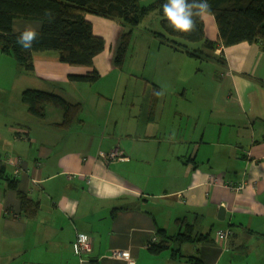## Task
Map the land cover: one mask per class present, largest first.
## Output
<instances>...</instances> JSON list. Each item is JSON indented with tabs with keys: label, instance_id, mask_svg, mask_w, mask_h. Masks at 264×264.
Here are the masks:
<instances>
[{
	"label": "crops",
	"instance_id": "crops-1",
	"mask_svg": "<svg viewBox=\"0 0 264 264\" xmlns=\"http://www.w3.org/2000/svg\"><path fill=\"white\" fill-rule=\"evenodd\" d=\"M86 17L105 40L93 66L62 62L58 51L48 49L33 53L32 72L56 81L109 71L121 23ZM203 18L206 35L217 41L214 16ZM26 26L37 31L41 22L17 19L14 30ZM203 55L221 77L220 86H211L215 108L204 124L198 121L193 133L175 142L167 129L140 135L138 120L121 130L112 120L113 101L106 114L74 119L84 135L76 141L67 130L73 123L62 127L63 113L55 106L38 117L22 101L24 86H0V264H128L112 255L116 249L128 251L136 264H257L264 251V46L217 43ZM40 88L50 87L35 89ZM116 147L124 157L108 159ZM18 158L22 172L10 163ZM7 176L40 202L34 216H25ZM231 183L247 186L236 191ZM221 229H230V236L220 238ZM183 232H191L192 240H170L159 254L150 251ZM77 233L92 242L84 258L75 253ZM172 248L179 249L176 255Z\"/></svg>",
	"mask_w": 264,
	"mask_h": 264
},
{
	"label": "rangeland",
	"instance_id": "rangeland-1",
	"mask_svg": "<svg viewBox=\"0 0 264 264\" xmlns=\"http://www.w3.org/2000/svg\"><path fill=\"white\" fill-rule=\"evenodd\" d=\"M162 19L157 11H152L134 27L124 25L118 20L123 32L132 29L121 61L118 64L115 62L118 39L113 46L116 51L113 66L91 82L73 80L70 77L56 81L48 80L20 67L15 57L3 53L0 49V86H10L12 89L16 86H24L25 89L50 87L43 89L61 93L67 100L80 104L76 113L80 120L106 114L109 103L113 101L115 110L112 120L118 121L117 127L121 130L128 129L132 120H138L140 135L167 129L172 133V141L175 142L185 132L193 133L198 121L204 124L208 116L213 114L216 97L211 86H220L221 77H216L215 74H220L219 70L212 61H208L209 57L203 55L207 47L202 41L189 42L175 36L172 38L177 40L182 48L171 46L165 36L167 33ZM187 49L197 50L203 57L195 56ZM200 49L203 51L199 52ZM11 92L13 98H20L18 94L16 96V90ZM96 106H100L101 111H97ZM53 108L63 113L64 117L62 108ZM78 122L73 123L71 129H67L76 141L84 136L76 125ZM115 137L120 138L121 135ZM10 172L8 169V173ZM252 254L256 255L254 249ZM260 255L256 259L257 264H264V251H261Z\"/></svg>",
	"mask_w": 264,
	"mask_h": 264
},
{
	"label": "trees",
	"instance_id": "trees-1",
	"mask_svg": "<svg viewBox=\"0 0 264 264\" xmlns=\"http://www.w3.org/2000/svg\"><path fill=\"white\" fill-rule=\"evenodd\" d=\"M188 2L192 3V0ZM164 3L166 0L150 2L144 0H0V49L3 53L15 57L18 65L30 72L34 70L33 53L48 49L58 51L62 62L92 67L94 58L104 50L105 40L94 33L92 22L86 19L87 12L119 20L124 25L134 27L152 11H157L163 16L162 24L167 33L165 36L171 46L177 49L182 48L179 46L181 44L172 38L178 36L189 42L202 41L208 49H216L217 43L206 35L203 17H193L196 24L193 31L174 30L163 14ZM208 3L210 5L208 13L214 16L219 37L225 46L243 41L260 42L264 46V0H208ZM17 19L41 22V29L34 30L38 35L30 50H24L17 43V37L23 31L14 30ZM131 31L132 29L122 31L120 35L116 50V64L121 61ZM186 46L185 44L184 47ZM196 51L189 52L200 57L202 54ZM202 51L199 50V52ZM69 77L73 80L91 82L99 75L96 69H93L85 75L70 74ZM22 101L29 113L41 118L45 117L48 105L62 108L64 117L60 125L65 128L71 126L80 109L79 103H72L60 94L35 88L25 89L22 93ZM5 179L9 186L17 191L25 216H34L40 207V202L18 189L15 178L7 176ZM187 225L189 228L190 225ZM170 240H179L180 243L190 241L192 233L183 232L174 237L169 236L168 239L151 245L150 251L159 254L170 247ZM177 251L179 249L172 248L174 255Z\"/></svg>",
	"mask_w": 264,
	"mask_h": 264
},
{
	"label": "clouds",
	"instance_id": "clouds-1",
	"mask_svg": "<svg viewBox=\"0 0 264 264\" xmlns=\"http://www.w3.org/2000/svg\"><path fill=\"white\" fill-rule=\"evenodd\" d=\"M163 14L174 30L190 32L196 27L193 17H203L210 11L208 0H166L162 5ZM37 32L30 26L25 29L17 37V43L24 50H30L33 42L37 38Z\"/></svg>",
	"mask_w": 264,
	"mask_h": 264
},
{
	"label": "built area",
	"instance_id": "built-area-1",
	"mask_svg": "<svg viewBox=\"0 0 264 264\" xmlns=\"http://www.w3.org/2000/svg\"><path fill=\"white\" fill-rule=\"evenodd\" d=\"M106 157L108 159H115V158H122L124 157L123 153L120 151L118 147L111 150ZM10 163L12 165H15V168L18 171L23 170V161L18 158L16 160H10ZM247 185L245 183L241 184H233L231 183L230 187L236 191L243 190ZM218 236L222 239L228 238L231 234L230 229H221L217 232ZM75 244V253L78 254V256H81V258H84L83 255H88L92 251V242L90 237L85 233H77L76 240L74 242ZM112 255L115 257H120L123 259H126L128 264H136V261L131 257L130 253L126 250L122 249H116L113 250Z\"/></svg>",
	"mask_w": 264,
	"mask_h": 264
},
{
	"label": "bare ground",
	"instance_id": "bare-ground-1",
	"mask_svg": "<svg viewBox=\"0 0 264 264\" xmlns=\"http://www.w3.org/2000/svg\"><path fill=\"white\" fill-rule=\"evenodd\" d=\"M87 14H94V13H91V12H87L86 14H85V16L87 15ZM162 18H163V16H162ZM86 19L87 20H89L87 17H86ZM108 19H111V18H108ZM111 20H115V19H111ZM90 21V20H89ZM115 21H118V20H115ZM120 23V22H119ZM93 25V24H92ZM93 31H94V29H93ZM205 31H206V28H205ZM95 33V32H94ZM216 43H218V44H220V45H222V46H225L224 44H223V42L221 41V39H220V37H219V29H218V40L217 41H215ZM244 42V41H243Z\"/></svg>",
	"mask_w": 264,
	"mask_h": 264
},
{
	"label": "water",
	"instance_id": "water-1",
	"mask_svg": "<svg viewBox=\"0 0 264 264\" xmlns=\"http://www.w3.org/2000/svg\"><path fill=\"white\" fill-rule=\"evenodd\" d=\"M224 215H225V208L223 206H221L219 209V215H218L219 219L223 220Z\"/></svg>",
	"mask_w": 264,
	"mask_h": 264
}]
</instances>
